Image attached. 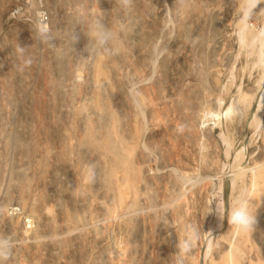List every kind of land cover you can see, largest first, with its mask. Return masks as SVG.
<instances>
[{"label":"rangeland","instance_id":"obj_1","mask_svg":"<svg viewBox=\"0 0 264 264\" xmlns=\"http://www.w3.org/2000/svg\"><path fill=\"white\" fill-rule=\"evenodd\" d=\"M250 1L0 0V264H264V0Z\"/></svg>","mask_w":264,"mask_h":264},{"label":"bare ground","instance_id":"obj_2","mask_svg":"<svg viewBox=\"0 0 264 264\" xmlns=\"http://www.w3.org/2000/svg\"><path fill=\"white\" fill-rule=\"evenodd\" d=\"M247 1H248V0H247ZM251 3H252V0L250 1V4H251ZM247 4H248V3H247ZM131 5H132V4H131ZM85 11H86V10H85ZM186 11H187V10H186ZM177 12H178V11H177ZM186 18H187V17H186ZM186 18H185V19H186ZM139 20H140V19H139ZM156 23H157V22H156ZM181 23H182V22H181ZM242 26H243V25H242ZM139 30H140V29H139ZM136 31H137V30H136ZM69 32H70V31H69ZM138 34H139V33H138ZM138 34H137V35H138ZM241 34H242V33H241ZM241 34H240V35H241ZM135 35H136V34H135ZM126 36H127V35H126ZM138 36H139V35H138ZM241 36H242V35H241ZM127 37H128V36H127ZM139 37H140V36H139ZM216 37H217V36H216ZM136 38H137V37H136ZM141 38H142V37H141ZM179 38H180V37H179ZM219 38H220V37H218V39H219ZM239 38H240V37H239ZM246 38H248L249 40H250V39L252 40V39L254 38V36H253L252 34L248 33V36H247ZM144 40H145V39H144ZM242 40H243V39H242ZM138 41H139V40H138ZM136 42H137V41H136ZM142 42H143V41H142ZM143 43H144V42H143ZM143 43H142V45H143ZM217 43H218V42H217ZM134 44H135V43H134ZM250 44H251V43H250ZM91 45H92V44H91ZM136 45H137V44H136ZM140 45H141V44H140ZM142 45H141V46H142ZM144 45H146V44H144ZM246 45H247V44H246ZM8 47H9V46H8ZM148 47H149V46H148ZM262 47H263V46H262ZM262 47H261V49H262ZM68 48H69V44H68V47H66V49H68ZM144 48H145V47H144ZM144 48H142V49H144ZM69 49H70V48H69ZM69 49H68V50H69ZM147 49H148V48H147ZM71 50H72V49H71ZM252 50H253V49H252ZM262 50H263V49H262ZM89 51H90V50H89ZM141 51H142V50H141ZM90 52H91V51H90ZM116 52H117V51H116ZM249 52H250V51H249ZM68 53H69V52H68ZM142 53H143V51H142ZM142 53H141V54H142ZM262 53H263V52H262ZM70 54H71V53H70ZM122 54H123V53H122ZM139 54H140V53H139ZM256 54H257V53H256ZM120 55H121V53H120ZM120 55H118V56H120ZM107 56H108V55H107ZM141 57H143V56H141ZM150 57H151V56H150ZM261 57L264 58V54H262ZM147 58H148V57H147ZM262 58H261V59H262ZM119 59H120V58H119ZM259 60H260V59H259ZM260 62H261V60H260ZM260 62H259V63H260ZM63 63H64V62H63ZM76 63H77V62H76ZM263 63H264V62H263ZM76 66H77V65H76ZM78 74H80V73H78ZM76 75H77V72H76ZM100 75H101V74H100ZM102 75H103V74H102ZM103 76H104V75H103ZM75 77H76V76H75ZM129 77H130V76H129ZM81 79H83V78H81ZM80 81H81V80H80ZM87 81H88V80H87ZM81 82H82V81H81ZM83 82H84V80H83ZM227 82H228V81H227ZM87 83H88V82H87ZM66 84H67V83H66ZM68 84H69V83H68ZM86 86H87V85H86ZM86 86H85V87H86ZM51 87H52V86H51ZM88 89H89V88H88ZM52 91H54V90L52 89ZM83 91H84V90H83ZM106 91H107V90H106ZM49 93H51V92H49ZM54 93H56V92L54 91ZM50 95L54 98V96H53L52 94H49L48 97H51ZM70 95H71V94H70ZM111 95H112V94H111ZM58 96H59V94H58ZM86 96H88V95H86ZM52 97H51V98H52ZM59 97H60V96H59ZM67 97H68V96H67ZM77 97H78V96H77ZM172 97H174V96H172ZM191 97H192V96H191ZM53 98H52V99H53ZM80 98H81V97H80ZM82 98H85V97L83 96ZM52 99H51V100H52ZM171 99H172V98H171ZM175 99H177V98H175ZM49 100H50V99H49ZM55 100H56V99H55ZM55 100L53 101L54 103L56 102ZM85 100L88 102L87 99H85ZM177 100H178V99H177ZM177 100H176V101H177ZM192 100H193V99H192ZM198 100H199V99H198ZM187 101H188V100H187ZM45 102H46V101H45ZM49 102L51 103V101H49ZM89 102H90V100H89ZM171 102H172V101H171ZM174 102H175V101H174ZM194 102H195V101H194ZM196 102H197V101H196ZM56 103H57V102H56ZM80 103H81V102H80ZM153 103H154V102H153ZM51 104H52V103H51ZM87 104H88V103H87ZM90 104H91V103H90ZM176 104H177V103H176ZM178 104H179V103H178ZM46 105H48V103H47ZM77 105H78V103H77ZM80 105H81V104H80ZM52 106H53V104H52ZM52 106H51V109L55 108V106H54L53 108H52ZM58 106H59V105H58ZM173 107H174V106H173ZM49 108H50V107H49ZM87 108H88V107H87ZM91 108H92V107H91ZM179 108H180V107H179ZM55 109H56V108H55ZM59 109H60V108H59ZM65 109H66V108H65ZM85 109H86V108H85ZM63 110H64V108H63ZM87 110H88V109H87ZM175 110H177V109H175ZM227 110H228V109H227ZM57 111H58V110H57ZM57 111H56V112H57ZM59 111H60V110H59ZM59 111H58V112H59ZM75 111H76V110H75ZM83 111H84V110H83ZM53 112H54V111H53ZM94 113H95V112H94ZM177 113H178V112H177ZM183 113H184V112H183ZM61 114H62V112H61ZM81 114H82V112H81ZM81 114H79L78 116H81ZM97 114H98V113H97ZM208 114H209V113H208ZM54 115H55V114H54ZM56 115H57V113H56ZM82 116H83V115H82ZM82 116H81V117H82ZM91 116H92V115H91ZM93 116H94V115H93ZM52 117H53V116H52ZM75 117H76V116H75ZM83 117H84V116H83ZM98 118H99V117H98ZM90 119H91V118H90ZM77 120H78V118H77ZM91 120H92V119H91ZM96 120H97V118H96ZM96 120H95V121H96ZM122 120H123V119H122ZM52 121H53V120H52ZM52 121H51V122H52ZM82 121H83V120H82ZM82 121H81V122H82ZM87 121H88V120H87ZM98 121H99V120H98ZM148 121H149V120H148ZM217 121H218V120H217ZM53 122H54V121H53ZM76 122H77V121H76ZM90 122H91V121H90ZM204 122H205V121H204ZM79 123H80V122H79ZM88 123H89V122H88ZM88 123H87V124H88ZM96 123H97V122H96ZM158 123H159V122H158ZM170 123H171V122H170ZM54 124H56V123H54ZM91 124H92V123H91ZM102 124H103V122H102ZM112 124H113V123H112ZM119 124H120V123H119ZM81 125H82V123H81ZM81 125H80V126H81ZM89 125H90V124H89ZM98 125H99V124H98ZM155 125H156V124H155ZM87 126H88V125H87ZM96 126H97V125H96ZM199 126H200V125H199ZM89 127H91V126H89ZM92 127H93V126H92ZM81 128H83V127H81ZM93 128H94V127H93ZM93 128H92V129H93ZM97 128H99V127H97ZM24 129H25V127H24ZM85 129H86V127H85ZM161 129H162V128H161ZM79 130H80V129H79ZM82 130H83V129H82ZM94 130H95V129H94ZM96 130H97V129H96ZM22 131H24V133H25V130H22ZM92 131H93V130H92ZM84 132H85V131H84ZM99 132H100V131H99ZM80 133H81V132H80ZM100 133H101V132H100ZM82 134H83V133H82ZM102 134H103V133H102ZM23 135H24V134H23ZM88 135H89V132H88ZM81 136H82V135H81ZM98 136H100V135H98ZM125 136H126V135H125ZM169 136H170V135H169ZM187 136H188V135H187ZM88 137H90V136H88ZM80 138H81V137H80ZM204 141H205V140H204ZM104 142H105V140H104ZM77 143H78V142H77ZM202 143H203V142H202ZM108 144H109V143H108ZM112 144H114V143H112ZM115 144H116V143H115ZM198 144H199V143H198ZM21 145H22V144H21ZM116 145H117V144H116ZM200 145H201V144H200ZM109 146H110V145H109ZM117 146H119V144H118ZM128 146H129V145H128ZM81 147H82V146H81ZM81 147H80V148H81ZM111 147H112V146H111ZM182 147H183V146H182ZM36 148H37V147H36ZM83 148L85 149L84 146H83ZM114 148H115V147H114ZM116 148H117V147H116ZM130 148H131V147H130ZM76 149H77V148H76ZM78 149H79V148H78ZM84 149H83V152H84ZM112 149H113V148H112ZM206 149H207V148H206ZM45 150L47 151V149H45ZM45 150H44V151H45ZM113 150H114V149H113ZM119 150H120V149H119ZM119 150H118V151H119ZM78 151H79V150H78ZM89 151H90V150H89ZM115 151H116V150H115ZM20 152H22V151H21V148H20ZM20 152H19V155H20ZM51 152H52V151H51ZM55 152H56V151H55ZM83 152H82V153H83ZM121 152H123V151H121ZM124 152H125V151H124ZM127 152H128V151L126 150V153H127ZM52 153H54V151H53ZM82 153H80V154H82ZM145 153H146V152H145ZM48 154H49V153H48ZM50 154H51V153H50ZM119 154H120V153H119ZM121 154H123V153H121ZM121 154H120V156H122ZM19 155H18V158L23 159V157H21L22 155H20V157H19ZM83 155H84V154H83ZM86 155H87V154H86ZM105 155H106V154H105ZM124 155H125V154H124ZM126 155L129 156L128 154H126ZM131 155H132V154H131ZM24 156H25V155H24ZM88 156H90V154H89ZM145 156H146V155H145ZM84 157H85V156H84ZM86 157H87V156H86ZM95 157H96V156H95ZM123 157H124V156H123ZM147 157H148V156H147ZM91 158H92V157H91ZM91 158H90V159H91ZM100 158L102 159L103 157H100ZM124 158H125V157H124ZM140 158H141V157H140ZM144 158H145V157H144ZM45 159H46V158H45ZM54 159H55V158H54ZM78 159H80V158H78ZM92 159H93V158H92ZM122 159H123V158H122ZM18 160H19V159H18ZM23 160H24V159H23ZM94 160H95V159H94ZM124 160H125V159H124ZM124 160H123V163H125ZM140 160H141V159H140ZM140 160H139V161H140ZM193 160H194V159H193ZM21 161H22V160H21ZM55 161H56V160H55ZM141 161L146 162L145 160H141ZM90 162H91V161H90ZM22 163H23V161H22ZM24 163H27V161H25ZM52 163H53V162H52ZM54 163H56V162H54ZM54 163H53V164H54ZM140 163H143V162H140ZM188 163H189V162H188ZM36 164H38V163H36ZM118 164H119V163H118ZM211 164H212V163H211ZM63 165H64V164H63ZM83 165H84V164H83ZM108 165H109V164H108ZM144 165H145V164H144ZM17 166H20V165H17ZM17 166H16V167H17ZM24 166H25V165H23V167H24ZM36 166H37V165H36ZM38 166H39V165H38ZM138 166H140V165H138ZM210 166H211V165H210ZM23 167L19 168V170H20V169H24ZM57 167H58V166H57ZM57 167H56V168H57ZM121 167H122V166H121ZM59 168H60V167H59ZM108 168H109V167H108ZM52 169H53V168H52ZM124 169H125V168H124ZM144 169H145V168H144ZM259 169H260V168H259ZM14 170H17V169L15 168ZM95 170H96V168H95ZM108 170H109V169H108ZM125 170H127V169H125ZM179 170H180V169H179ZM179 170H178V171H179ZM235 170H236V169H235ZM25 171H26V170H25ZM54 171H55V169H54ZM54 171H53V173L56 172V171H55V172H54ZM139 171H140L139 178H140V177H141V178H140V180H139V183L136 184V185H138V187L145 186L144 183H145V179L147 178V173H146L145 170H143V169L138 170V172H139ZM243 171H244V170H243ZM243 171H242V172H243ZM258 171H259V170H258ZM27 172H28V171H27ZM57 172H58V171H57ZM91 172H92V171H91ZM91 172H90V173H91ZM112 172H115V171H112ZM164 172H165V171H164ZM232 172H233V171H232ZM250 172H251V171H250ZM16 173H17V171H16ZM16 173H15V174H16ZM63 173H64V172H63ZM63 173H62V174H63ZM179 173H180V172H179ZM236 173H237V172H236ZM239 173H240V172H239ZM254 173H255V172H254ZM17 174H20V173L18 172ZM17 174H16V176L19 177V175H17ZM22 174H25V172L20 174L21 177H23ZM28 174H29V173H28ZM55 174H56V173H55ZM86 174H87V173H86ZM86 174H85V175H86ZM110 174H111V173H110ZM114 174H115V173H114ZM114 174H112V175H114ZM162 174H163V173H162ZM164 174H165V173H164ZM252 174H253V173H252ZM258 174H259V173H258ZM258 174L256 173V175H258ZM56 175H57V174H56ZM64 175H65V174H64ZM64 175H63V176H64ZM85 175H84V176H85ZM87 175H88V174H87ZM87 175H86V176H87ZM98 175H99V174H98ZM112 175H111V176L108 175V178L113 177ZM121 175H123V174H121ZM182 175H184V173H183ZM253 175H255V174H253ZM256 175H255V178L257 177ZM46 176H47V175H46ZM49 176H50V175H49ZM86 176H85V177H86ZM115 176H116V175H114V177H115ZM148 176H149V175H148ZM184 176H185V175H184ZM54 177H55V176H54ZM56 177H57V176H56ZM114 177H113V178H114ZM161 177H162V176H161ZM163 177H164V176H163ZM258 177H260V175H258ZM60 178H61V177H60ZM136 178H138V177H136ZM136 178H135V179H136ZM139 178H138V179H139ZM7 179H8V178H7ZM9 179H11V178H9ZM9 179L6 180V181H9ZM25 179H26V177H25ZM48 179H49V178H48ZM100 179H101V178H100ZM138 179H137V181H138ZM147 179H148V178H147ZM247 179H248V178H247ZM250 179H251V178H250ZM256 179H258V178H256ZM256 179H255V180H256ZM19 180H20V178H19ZM21 180H22V179H21ZM58 180H59V179H58ZM108 180H109V179H108ZM108 180H106V181H108ZM115 180H116V178H115ZM115 180H113V181H115ZM208 180H209V179H208ZM253 180H254V178H253ZM253 180H252V181H253ZM52 181H53V176H52ZM45 182H47V181L44 180V184H45ZM56 182H57V181H56ZM111 182H112V181H111ZM115 182H116V181H115ZM115 182H114V183H115ZM254 182H255V181H254ZM63 183L65 184L66 181L63 182ZM108 183H109V182H107V184H108ZM117 183H118V182H117ZM117 183H115V184H117ZM153 183L155 184V182H153ZM156 183H157V182H156ZM25 184H27V183L24 182V185H25ZM59 184H60V183H59ZM59 184H58V185H59ZM82 184H83V183H82ZM110 184H111V183H110ZM123 184H124V183H123ZM123 184H121V185H123ZM22 185H23V184H22ZM55 185H56V184H55ZM58 185H57V187H58ZM103 185H104V184H103ZM167 185H168V184H166V186H167ZM250 185H252V184H250ZM253 185H254V184H253ZM253 185H252V186H253ZM20 186H21V185H20ZM41 186H42V185H41ZM63 186H65V185H63ZM106 186H109V185H106ZM156 186H157V185H156ZM12 187H13V186H12ZM50 187H52V186H50ZM53 187H54V186H53ZM53 187H52V188H53ZM59 187H60V185H59ZM114 187L117 188L116 185H115ZM125 187H126V186H125ZM125 187H124V189H125ZM138 187H137V188H138ZM145 187H146V186H145ZM22 188H23V187H22ZM56 189H57V188H56ZM102 189H103V188H102ZM122 189H123V187H122ZM132 189H133L132 191H134V188H132ZM164 189L167 190L165 187H164ZM117 190H118V189H117ZM120 190H121V189H120ZM125 190H127V189H125ZM139 190H140V189H138V191H139ZM50 191H51V189H50ZM99 191H100V190H99ZM115 191H116V190H115ZM115 191H114V192H115ZM121 191H123V190H121ZM121 191H119L120 194H121ZM135 191H137V190H135ZM142 191H143V190H142ZM48 192H49V190H48ZM48 192H47V193H48ZM61 192H62V191H61ZM179 192H180V191H179ZM42 193H43V192H42ZM101 193H102V192H101ZM139 193H140V192H139ZM58 194H59V193H58ZM74 194H75V193H74ZM74 194L71 195V196H72V197H73V196H77L76 194H75V195H74ZM110 194H111V192H110ZM116 194L118 195V193H116ZM141 194H142V193H141ZM79 195H80V194H79ZM79 195H78V196H79ZM111 195H112V194H111ZM135 195H136V194H135ZM167 195H169V194L167 193ZM182 195H183V194H182ZM78 196H77V197H78ZM81 196H82V195H81ZM101 196H102V195H101ZM101 196H100V197H101ZM109 196H110V195H109ZM112 196H113V195H112ZM119 196H120V197H119ZM119 196H118V200H117L118 203H119V201H122V200H121V195H119ZM174 196H175V195H174ZM179 196H180V195H179ZM190 196H191V195H190ZM79 197H80V196H79ZM107 197H108V195H107ZM124 197H125V196H124ZM132 197H133V196H132ZM134 197H135V196H134ZM48 198H49V197H48ZM74 198H75V197H74ZM96 198H97V197H96ZM111 198H112V197H111ZM125 198H126V197H125ZM142 198H143V197H142ZM0 199H1V198H0ZM2 199H3V198H2ZM23 199H24V198H23ZM72 199H73V198H72ZM100 199H101V198H100ZM112 199H113V198H112ZM115 199H116V198H115ZM119 199H120V200H119ZM177 199H178V196H177ZM6 200H7V199H6ZM96 200H97V199H96ZM98 200H99V199H98ZM103 200H104V199H103ZM124 200H125V199H124ZM136 200H138L137 197H136ZM142 200H143V199H142ZM4 201H5V200H4ZM56 201H57V200H56ZM73 201H75V200H73ZM99 201H101V200H99ZM99 201H98V203H99ZM112 201H113V200H112ZM117 201H116V202H117ZM5 202H6V201H5ZM77 202L79 203V205L82 204L80 200H78ZM94 202H96V201H94ZM101 202H102V201H101ZM101 202H100L99 204H101V205L103 206L105 203L102 204L103 202H102V203H101ZM107 202L109 203V201H107ZM136 202H137V201H136ZM141 202H143V201H141ZM52 203H53V202H52ZM70 203H71V200H70ZM90 203H91V202H90ZM111 203H112V202H111ZM137 203H138V202H137ZM168 203H169V202H168ZM71 204H72V203H71ZM95 204H97V203H95ZM99 204H98V205H99ZM120 204L122 205V203H120ZM126 204H127V205H126ZM134 204H135V203H134ZM170 204H171V203H170ZM170 204H169V205H170ZM77 205H78V204H77ZM101 205H100L99 207H101ZM111 205H112V204H111ZM117 205H118V204H117ZM125 205L128 206V203H125V202H124V206H125ZM129 205H131V204L129 203ZM162 205H163V204H162ZM167 205H168V204H167ZM50 206H51V205H50ZM56 206H57V205H56ZM106 206H107V205H106ZM106 206H105V207H106ZM126 206H125V208H127ZM0 207H2V205H1ZM28 207H29V206H28ZM73 207H74V206H73ZM73 207H72V208H73ZM77 207H78V206H77ZM83 207H84V206H83ZM83 207H81V208H83ZM90 207H91V206H90ZM95 207H96V206H95ZM105 207H103V208L105 209ZM112 207H113V206H112ZM130 207H131V206H130ZM162 207H163V206H162ZM12 208H14V206H13V207L10 206L9 209H12ZM21 208H22V207H21ZM86 208H87V207H86ZM88 208H89V207H88ZM114 208H117V206L114 207ZM179 208H180V207H179ZM27 209H28V208H27ZM63 209H64V208H63ZM107 209H108V208H107ZM109 209H110V208H109ZM112 209H113V208H112ZM112 209H111L110 211H114V212H115V210H112ZM120 209L122 210L123 208L120 207ZM205 209H206V208H205ZM22 210H23V209H22ZM79 210H80V208H79ZM83 210H84V208H83ZM88 210H89V209H88ZM88 210H87V211H88ZM95 210H96V209H95ZM118 210H119V209H118ZM125 210H127V209H125ZM129 210H130V209H129ZM131 210H132V207H131ZM175 210H176V209H175ZM180 210H181V209H180ZM180 210H179V211H180ZM190 210H191V209H190ZM75 211H76V210H75ZM97 211H99V210L97 209ZM100 211H101V209H100ZM105 211H106V210H105ZM69 212H70V211H69ZM79 212H80V211H79ZM81 212H82V211H81ZM93 212H94V210H93ZM102 212H103V211H102ZM106 212H107V211H106ZM114 212H113V214H112V215H113L112 217H114ZM119 212H120V211H119ZM124 212H126V211H124ZM156 212H157V211H156ZM185 212H186V211H185ZM29 213H30V212H29ZM29 213H28V214H29ZM94 213L97 214L96 211H95ZM117 213H118V212H117ZM117 213H116V214H117ZM25 214H26V212H25ZM65 214H66V213H65ZM101 214H102V213H101ZM126 214H127V213H126ZM19 215H20V214H19ZM26 215H27V214H26ZM105 215H106V214H105ZM220 215H221V206L218 207L217 218H219ZM29 216H30V215H29ZM75 216H77V215H75ZM96 216H97V215H96ZM116 216H117V215H116ZM116 216H115V217H116ZM92 217H95V216H92ZM103 217H105L104 214H103V216H102V219H103ZM115 217H114V218H115ZM117 217H118V216H117ZM121 217H123V216H121ZM175 217H176V216H175ZM175 217H174V218H175ZM258 217H260V215H259ZM36 218H37V217H36ZM95 218H96V220H97V217H95ZM114 218H110V219L112 220V219H114ZM137 218H138V217H137ZM137 218H135V219H137ZM176 218H177V217H176ZM261 218H262V217H261ZM100 219H101V218H100ZM102 219H101V220H102ZM107 219H108V218L103 219V220L107 223V222H108V221H106ZM74 220H75V219H74ZM88 220H89V219H88ZM96 220L94 221V218H93V222H96ZM101 220H100V222H101ZM103 220H102V221H103ZM124 220H125V219H124ZM138 220L140 221V219H138ZM261 220H262V219H261ZM261 220H260V221H261ZM263 220H264V219H263ZM75 221H77V220H75ZM75 221H74V222H75ZM90 221H91V220H90ZM98 221H99V220H98ZM104 221H103V222H104ZM257 221H259L258 218H257ZM21 222H22V221H21ZM91 222H92V221H91ZM93 222H92V224H93ZM100 222H99V224L96 223L95 225L97 226V224H98L99 226H101ZM130 222H131V221H130ZM133 222H134V221H133ZM141 222H142V221H141ZM163 222H164V221H163ZM101 223H102V222H101ZM124 223H125V222H124ZM263 223H264V222H263ZM115 224H116V223H115ZM121 224H123V223H121ZM126 224H127V223H126ZM126 224H123L122 226H126ZM161 224H162V223H161ZM104 225H105V224H104ZM104 225H103V226H104ZM219 225H220V224H219ZM93 226H94V224H93ZM93 226H92V227H93ZM96 226H95V227H96ZM119 226H120V225H119ZM122 226H121V228H123ZM127 226H128V224H127ZM105 227H109V224H108V226L105 225ZM116 227H117V226H116ZM71 228H72V227H71ZM102 228H103V227H102ZM102 228H100V229H102ZM117 228H118V227H117ZM117 228H116V229H117ZM121 228H120V229H121ZM213 228H214V227H213ZM93 229H95V228H93ZM98 229H99V228H96V230H98ZM106 229H107V228H106ZM120 229H119V230H120ZM123 229H124V228H123ZM140 229H141V228H140ZM103 230H105V229H103ZM103 230H102V232H103ZM124 230L126 231V229H124ZM116 231L118 232V230H116ZM121 231H123V230H121ZM125 231H124V233H125ZM129 231H130V229H129ZM72 232H73V231H72ZM72 232H71V233H72ZM74 232H75V231H74ZM96 232H97V231H96ZM22 233H23V232H22ZM132 233H133V232H132ZM94 234H95V231H94ZM100 234H101V233H100ZM125 234H126V233H125ZM125 234H124V235H125ZM71 235H72V234H71ZM96 235H97V234H96ZM122 235H123V234H122ZM74 236H75V235H74ZM94 237H95V235H94ZM122 237L124 238V236H122ZM125 237H126V236H125ZM44 238H45V237H44ZM70 238H71V237H70ZM72 238H73V237H72ZM96 238H97V236H96ZM96 238H93L94 241H96V240H95ZM25 239H26V238H25ZM119 239H120V238H119ZM0 240H1V239H0ZM116 240H117V239H116ZM123 240H124V239H123ZM123 240H122V241H123ZM125 240H126V239H125ZM127 240H128V239H127ZM127 240H126V241H127ZM3 241H6V239L3 240ZM98 241H99V240H98ZM117 241H118V240H117ZM92 242H93V241H92ZM124 242H125V241H124ZM124 242H122V243H124ZM224 242H225V241H224ZM2 243H3V242H2ZM75 244H76V243H75ZM108 244H109V243H108ZM119 244H121V241L119 242ZM119 244H118V245H119ZM129 244H130V243H129ZM131 244H132V243H131ZM5 245H6V244H5ZM55 245H56V244H55ZM125 245H126V244H125ZM133 245L136 246V244H133ZM252 245H254V244H252ZM119 246H121V245H119ZM123 246H124V245H123ZM123 246H121V247L124 248V250H125V247H123ZM56 247H57V245H56ZM129 248H130V247H128V249H129ZM132 248H133V247H132ZM135 248H137V247H135ZM255 248H256V247H255ZM54 249H55V248H54ZM112 249H113V248H112ZM133 249H134V248H133ZM207 249H209V243L207 244ZM207 249H206V252H207ZM223 249H224V248H223ZM235 249H236V248H235ZM257 249H258V248H257ZM107 250H108V249H107ZM113 250H114V249H113ZM134 250H135V249H134ZM139 250H140V248H139ZM215 250H216V249H215ZM226 250H227V251H226ZM226 250L224 249V251H226V253L229 254L228 249H226ZM24 251H25V250H24ZM65 251H66V250H65ZM110 251H111V250H110ZM114 251H115V250H114ZM114 251H113V252H114ZM220 251H221V250H220ZM224 251H223L222 253H223V256L225 257L224 254H226V253H225ZM66 252H67V251H66ZM68 252H69V251H68ZM104 252H105V251H104ZM106 252H107V251H106ZM111 252H112V251H111ZM123 252H124V253H125V252L127 253L128 251H122L121 254H123ZM134 252H136V251H134ZM142 252H143V251H142ZM154 252H155V251H154ZM196 252H197V251H196ZM109 253H110V252H108V255H109ZM116 253H118L119 255H121L119 251H117ZM116 253H114V255H118V254H116ZM137 253H138V251H137ZM219 253H220L219 255L222 254L221 252H219ZM230 253H231V252H230ZM251 253H253V252H251ZM110 254H111V253H110ZM103 255H104V254H102V255H100V256H103ZM108 255H106V256H108ZM111 255H113V254H111ZM119 255H118V258L120 259V258H122V256H123L124 254H123L121 257H120ZM127 255H129V254H127ZM127 255H125V256H127ZM132 255H133V254H132ZM136 255H137V254H136ZM136 255H135V253H134L133 256H136ZM140 255H141V253H140ZM230 255H231V254H230ZM230 255H229V257H231ZM11 256H12V255H11ZM125 256H124V257H125ZM162 256H163V255H162ZM221 256H222V255H221ZM223 256H222V257H223ZM226 256H227V255H226ZM40 257H41V256H40ZM110 257H112V256H110ZM124 257H123V258H124ZM128 257H129V256H128ZM136 257H137V256H136ZM219 257H220V256H219ZM224 257H223V258H224ZM227 257H228V256H227ZM98 258H99V256H98ZM98 258H97L96 260H98ZM104 258H105V255H104ZM118 258H116V259H118ZM125 258H126V257H125ZM134 258H135V257H134ZM223 258H221V260H222ZM100 259H101V257H100ZM102 259H103V258H102ZM112 259L115 260V256H114V258L112 257ZM224 259H227V258L225 257ZM105 260L107 261L108 264H112V262H113V261H112V262L110 261L111 258H109V257H106ZM105 260L103 259L102 261H105ZM130 260H131V259H130ZM134 260H135V259H134ZM134 260H133V261H134ZM212 260H213V259H212ZM218 260H220V259H218ZM221 260H220V261H221ZM229 260H230V258H229ZM115 261H116V260H115ZM121 261H122V260H121ZM126 261H127V262H131L132 260H131V261H128V260L126 259ZM126 261L124 260L123 262L125 263ZM133 261H132V262H133ZM97 262H98L99 264L102 263V262L99 261V260H98ZM100 262H101V263H100ZM123 262H122V264H124ZM127 262H126V263H127ZM132 262H131V264H135V263H132ZM135 262H136V261H135ZM222 262H226V261L223 260ZM230 262H231V264H232V261H230ZM113 263H114V262H113ZM115 263H116V262H115ZM115 263H114V264H115ZM117 263H118V261H117ZM117 263H116V264H117ZM94 264H95V262H94ZM129 264H130V263H129ZM226 264H227V262H226ZM228 264H230V263H228ZM253 264H255V263H253Z\"/></svg>","mask_w":264,"mask_h":264},{"label":"built area","instance_id":"obj_3","mask_svg":"<svg viewBox=\"0 0 264 264\" xmlns=\"http://www.w3.org/2000/svg\"><path fill=\"white\" fill-rule=\"evenodd\" d=\"M46 19H47L46 16L41 15V13L38 16V22L39 23H45ZM9 210H10L9 214L12 215V217H16V216H18V214H21V212H22V209L20 207H14V208L9 209ZM22 213H23V215H21V216H23V218L19 217V219L22 220V224L24 225L25 228L31 229L33 223L31 222V220L25 219L24 218L25 214H24V212H22ZM16 218H18V217H16Z\"/></svg>","mask_w":264,"mask_h":264},{"label":"clouds","instance_id":"obj_4","mask_svg":"<svg viewBox=\"0 0 264 264\" xmlns=\"http://www.w3.org/2000/svg\"><path fill=\"white\" fill-rule=\"evenodd\" d=\"M240 215V213H234L233 216H237ZM230 222H234V221H230Z\"/></svg>","mask_w":264,"mask_h":264}]
</instances>
